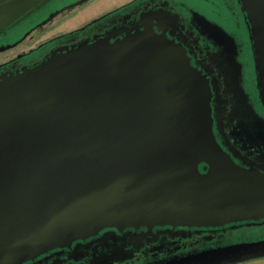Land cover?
I'll use <instances>...</instances> for the list:
<instances>
[{
    "label": "water",
    "instance_id": "95a60500",
    "mask_svg": "<svg viewBox=\"0 0 264 264\" xmlns=\"http://www.w3.org/2000/svg\"><path fill=\"white\" fill-rule=\"evenodd\" d=\"M50 1L0 0V33ZM241 2L264 101V0ZM210 95L186 50L148 26L1 74L0 264L107 227L264 218V170L219 143ZM263 255L264 241L242 242L158 264Z\"/></svg>",
    "mask_w": 264,
    "mask_h": 264
},
{
    "label": "flooded vegetation",
    "instance_id": "af4514ba",
    "mask_svg": "<svg viewBox=\"0 0 264 264\" xmlns=\"http://www.w3.org/2000/svg\"><path fill=\"white\" fill-rule=\"evenodd\" d=\"M93 1L51 0L0 33V75L33 67L56 49L107 37L113 42L151 27L181 45L207 82L214 133L222 147L239 165L264 170V101L241 0H130L79 28L56 32L57 25ZM257 241H264V218L216 227H107L20 264H158ZM260 258L264 255L243 262Z\"/></svg>",
    "mask_w": 264,
    "mask_h": 264
},
{
    "label": "rangeland",
    "instance_id": "374dc122",
    "mask_svg": "<svg viewBox=\"0 0 264 264\" xmlns=\"http://www.w3.org/2000/svg\"><path fill=\"white\" fill-rule=\"evenodd\" d=\"M128 1L130 0H95L71 14L69 19L63 25H57L54 29H56V32L60 33L79 28L92 19L97 18L118 6L127 3ZM28 43L29 46L37 45L36 42L28 41ZM239 264H264V258L250 260Z\"/></svg>",
    "mask_w": 264,
    "mask_h": 264
}]
</instances>
